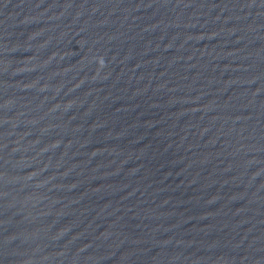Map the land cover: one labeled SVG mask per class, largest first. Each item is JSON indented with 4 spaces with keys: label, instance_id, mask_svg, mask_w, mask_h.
I'll list each match as a JSON object with an SVG mask.
<instances>
[{
    "label": "water",
    "instance_id": "water-1",
    "mask_svg": "<svg viewBox=\"0 0 264 264\" xmlns=\"http://www.w3.org/2000/svg\"><path fill=\"white\" fill-rule=\"evenodd\" d=\"M0 264H264V0H0Z\"/></svg>",
    "mask_w": 264,
    "mask_h": 264
}]
</instances>
